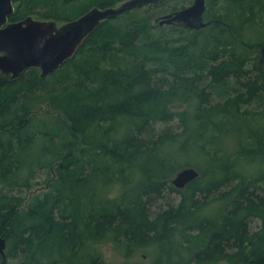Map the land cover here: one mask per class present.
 <instances>
[{"label": "trees", "instance_id": "obj_1", "mask_svg": "<svg viewBox=\"0 0 264 264\" xmlns=\"http://www.w3.org/2000/svg\"><path fill=\"white\" fill-rule=\"evenodd\" d=\"M127 1L17 0L9 22L64 25ZM166 1L103 21L47 77L0 71L8 260L112 264L111 243L155 247L153 264H264V0H206L199 30L141 14ZM185 168L200 177L177 190ZM167 193L179 203L154 216Z\"/></svg>", "mask_w": 264, "mask_h": 264}, {"label": "water", "instance_id": "obj_2", "mask_svg": "<svg viewBox=\"0 0 264 264\" xmlns=\"http://www.w3.org/2000/svg\"><path fill=\"white\" fill-rule=\"evenodd\" d=\"M17 0H0V71L18 78L30 69H39L42 77L55 73L77 53L84 40L105 20L119 17L135 8L159 0H129L115 8L94 9L75 22L59 26L29 18L10 23ZM206 0L160 18V25L183 24L189 29H202ZM200 173L194 168L181 170L171 181L177 190H184L197 180ZM6 244L0 239V255L5 258Z\"/></svg>", "mask_w": 264, "mask_h": 264}, {"label": "rangeland", "instance_id": "obj_3", "mask_svg": "<svg viewBox=\"0 0 264 264\" xmlns=\"http://www.w3.org/2000/svg\"><path fill=\"white\" fill-rule=\"evenodd\" d=\"M194 0H167L165 4L160 8H153V7H147L144 10H142L141 14H145V11L148 13L147 17L150 18V21L153 22V24L156 25V20L165 16L169 15L171 12L170 10L176 8L180 9L185 6V8L191 6L193 4ZM61 26V25H59ZM164 26V25H163ZM169 26V25H168ZM173 127L175 130H178L179 123L178 121H175L174 123L169 125V128ZM165 126H158L157 131L164 130ZM46 179V175H41L40 179V186L41 188ZM173 197V198H172ZM179 195L176 193L172 194H165L162 198L156 199L154 202V206L152 209V213L156 216L159 213L163 212L164 210L168 209L171 206H176L179 203ZM178 199V200H177ZM157 201V202H156ZM174 201V202H173ZM166 202V203H165ZM156 204V205H155ZM163 210V211H162ZM261 228V223L259 221H253L252 222V230L258 231ZM100 251L103 254V258L112 264H153V261L156 256V248L155 247H148L146 249L140 250L139 252L133 253L130 255V253H127L124 249L121 247H117L114 244H102L99 245ZM18 264L16 261L8 260L6 257L3 258L0 255V264Z\"/></svg>", "mask_w": 264, "mask_h": 264}, {"label": "bare ground", "instance_id": "obj_4", "mask_svg": "<svg viewBox=\"0 0 264 264\" xmlns=\"http://www.w3.org/2000/svg\"><path fill=\"white\" fill-rule=\"evenodd\" d=\"M260 103V102H259ZM185 111V110H184ZM167 112V111H166ZM197 121V120H196ZM166 124H167V122H166ZM197 124H198V122H197ZM147 128V127H146ZM151 139V138H150ZM155 149V148H154ZM175 153V152H174ZM182 153V152H181ZM155 154V153H154ZM157 156V155H156ZM161 157H163V156H161ZM146 160V159H145ZM144 165V164H143ZM142 166V165H141ZM142 168V167H141ZM145 173V172H144ZM151 176V175H150ZM148 180V179H147ZM156 181V180H155ZM236 185V184H235ZM226 191V190H225ZM140 192V191H139ZM173 198V197H172ZM180 199V198H179ZM77 200V199H76ZM75 200V201H76ZM147 200V199H146ZM178 200V199H177ZM157 202V201H156ZM174 202V201H173ZM166 203V202H165ZM73 204V203H72ZM156 205V204H155ZM151 206V205H150ZM154 206V205H153ZM177 206V205H176ZM69 210V209H68ZM65 211H67V210H65ZM163 211V210H162ZM68 214V213H67ZM65 215V214H64ZM155 216V215H154ZM153 216V217H154ZM260 222V221H259Z\"/></svg>", "mask_w": 264, "mask_h": 264}, {"label": "flooded vegetation", "instance_id": "obj_5", "mask_svg": "<svg viewBox=\"0 0 264 264\" xmlns=\"http://www.w3.org/2000/svg\"><path fill=\"white\" fill-rule=\"evenodd\" d=\"M173 25H177V24H173Z\"/></svg>", "mask_w": 264, "mask_h": 264}]
</instances>
